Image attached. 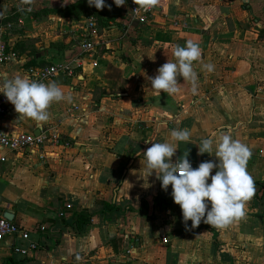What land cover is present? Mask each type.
<instances>
[{"label":"crops","instance_id":"obj_1","mask_svg":"<svg viewBox=\"0 0 264 264\" xmlns=\"http://www.w3.org/2000/svg\"><path fill=\"white\" fill-rule=\"evenodd\" d=\"M106 4L0 0V33L19 55L0 65V82L24 77L33 56L34 64L78 56L87 31L94 42L80 75L49 81L66 99L49 106L47 121L19 119L13 109L4 117L8 134L54 126L71 145L46 147L43 159L40 148L0 149V213L11 211L10 221L44 246L22 258L13 252L19 238L6 237L0 264H264V0H157L144 24L124 17L126 4ZM189 40L201 50L195 82L178 77L176 94H155L148 78ZM173 129L190 140L173 141ZM227 130L251 150L254 194L228 225L186 228L171 185L164 191L155 174L147 177L136 154L151 146L147 139L175 143L173 162L188 152L193 168L218 163L198 155V144Z\"/></svg>","mask_w":264,"mask_h":264},{"label":"clouds","instance_id":"obj_2","mask_svg":"<svg viewBox=\"0 0 264 264\" xmlns=\"http://www.w3.org/2000/svg\"><path fill=\"white\" fill-rule=\"evenodd\" d=\"M62 3H72V0H62ZM87 3L97 10L111 8L106 0H87ZM112 3L120 7L127 0H112ZM156 3L157 0H137L135 4L147 10ZM172 55L174 60L168 59L157 69L154 77L148 78L150 88L157 95L161 92L176 94L179 91L178 77L196 80L193 62L201 57L199 45L186 41L185 46H176ZM204 67L208 71L213 69L211 64ZM0 94L14 106L15 112L20 114L19 119L29 118L38 124L48 120V108L53 102L66 99L62 88L55 82L46 84L21 76L0 82ZM170 135L173 141L190 140L188 130L173 129ZM144 142L152 143L142 154L136 155L143 156L147 177L155 174L164 191L171 185V197L179 205L186 228L188 221H191L193 229L201 222L211 227H224L245 214V204L254 194L253 180L246 170L252 153L246 144L234 138L231 130L222 131L215 140L201 138L198 155L214 154L218 163L206 160L195 168L187 158L188 152L173 162L178 149L175 143L147 139ZM213 169L215 173L210 175Z\"/></svg>","mask_w":264,"mask_h":264},{"label":"built area","instance_id":"obj_3","mask_svg":"<svg viewBox=\"0 0 264 264\" xmlns=\"http://www.w3.org/2000/svg\"><path fill=\"white\" fill-rule=\"evenodd\" d=\"M136 2L137 0L127 1L124 7V17L131 22L135 21L140 24L147 23L150 16L156 10V4L145 10L137 6L135 4ZM7 27H11V25L8 24ZM87 27L89 29L93 28V21L89 20ZM3 33L4 31L0 33V65L7 62V60L17 59L19 57L17 52L5 39H3ZM79 49V55L73 58L69 57L60 61L27 66L24 71V77L47 84L58 75L67 77H76L80 75L85 63L84 58L87 57L91 59L94 49V42L88 37V31L83 35L79 43ZM92 65H96V63L93 62ZM9 109L14 110V106L0 94V149H6L7 151H24L32 148H40L42 152L39 155V159H43L46 154V147H69L71 145V142L66 140L54 126H49L39 131L37 134L32 132L6 133L3 128V121ZM76 109V106H72L69 108V112L72 113ZM6 161V153L0 151V169L4 166ZM65 208V210L59 212V217H65L67 210H71L72 206L71 204H67ZM9 236H15L21 241L13 246V252L22 258L29 259L33 256L35 251L44 247L43 243L32 240L28 231L21 229L0 213V241ZM163 241H166V239L164 238ZM127 253H130V250H127ZM59 264L65 263L61 262Z\"/></svg>","mask_w":264,"mask_h":264},{"label":"trees","instance_id":"obj_4","mask_svg":"<svg viewBox=\"0 0 264 264\" xmlns=\"http://www.w3.org/2000/svg\"><path fill=\"white\" fill-rule=\"evenodd\" d=\"M35 57L33 56L32 58H30L29 59V62H28V65H34V62H35ZM39 64H42L41 62L39 63ZM160 201H158L157 200V203H159ZM85 222V221H84ZM82 220H79L78 218L76 219V220H74V222H73V225H75V228L77 229V230H80L81 229V227L83 226V224L82 223H84ZM19 262H12V260L11 259H9L8 261H7V264H18Z\"/></svg>","mask_w":264,"mask_h":264},{"label":"water","instance_id":"obj_5","mask_svg":"<svg viewBox=\"0 0 264 264\" xmlns=\"http://www.w3.org/2000/svg\"><path fill=\"white\" fill-rule=\"evenodd\" d=\"M3 216L8 219V220H12L13 219V213L9 210H6L4 213H3Z\"/></svg>","mask_w":264,"mask_h":264},{"label":"rangeland","instance_id":"obj_6","mask_svg":"<svg viewBox=\"0 0 264 264\" xmlns=\"http://www.w3.org/2000/svg\"><path fill=\"white\" fill-rule=\"evenodd\" d=\"M18 257H16V259H17Z\"/></svg>","mask_w":264,"mask_h":264}]
</instances>
